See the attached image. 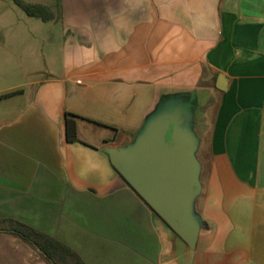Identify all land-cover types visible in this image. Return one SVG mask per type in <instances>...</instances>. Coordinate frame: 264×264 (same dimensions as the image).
Returning a JSON list of instances; mask_svg holds the SVG:
<instances>
[{"label": "crops", "instance_id": "crops-1", "mask_svg": "<svg viewBox=\"0 0 264 264\" xmlns=\"http://www.w3.org/2000/svg\"><path fill=\"white\" fill-rule=\"evenodd\" d=\"M23 1L53 17L0 0V220L85 264H264V0ZM166 113L196 139L192 248L110 160ZM36 255L0 230V264Z\"/></svg>", "mask_w": 264, "mask_h": 264}, {"label": "water", "instance_id": "water-1", "mask_svg": "<svg viewBox=\"0 0 264 264\" xmlns=\"http://www.w3.org/2000/svg\"><path fill=\"white\" fill-rule=\"evenodd\" d=\"M182 119L166 113L151 120L127 148L110 155L111 164L128 185L189 246L199 223L192 216L200 192V165L193 132Z\"/></svg>", "mask_w": 264, "mask_h": 264}, {"label": "trees", "instance_id": "trees-1", "mask_svg": "<svg viewBox=\"0 0 264 264\" xmlns=\"http://www.w3.org/2000/svg\"><path fill=\"white\" fill-rule=\"evenodd\" d=\"M12 1L29 16L42 20H48L53 17L52 11L44 5L23 0ZM13 93L15 91L1 94L0 98ZM75 118L76 116L73 114H66L65 116V137L69 142L77 140ZM0 230H4L18 238L30 250L39 254L47 264H85L79 255L65 244L23 223L10 219L0 220Z\"/></svg>", "mask_w": 264, "mask_h": 264}, {"label": "rangeland", "instance_id": "rangeland-1", "mask_svg": "<svg viewBox=\"0 0 264 264\" xmlns=\"http://www.w3.org/2000/svg\"><path fill=\"white\" fill-rule=\"evenodd\" d=\"M14 8V11H22L20 8H18L17 6H13ZM205 92H203L202 94H200V99H198V105H203L204 104V102H205ZM201 112H202V110L201 109H199V108H197L196 109V111H195V113H194V118L195 119H197L198 120V118H199V116L201 115ZM196 156V155H195ZM196 158H197V156H196ZM198 160V159H197ZM198 163H199V161H198ZM36 257H37V260H38V263H42V264H47L43 259H42V257L39 255V254H37L36 255Z\"/></svg>", "mask_w": 264, "mask_h": 264}]
</instances>
